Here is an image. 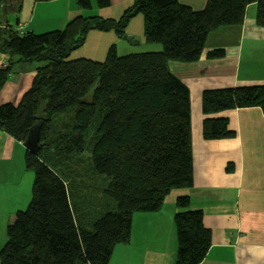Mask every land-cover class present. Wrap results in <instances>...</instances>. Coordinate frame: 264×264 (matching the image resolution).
<instances>
[{
    "label": "trees",
    "instance_id": "trees-1",
    "mask_svg": "<svg viewBox=\"0 0 264 264\" xmlns=\"http://www.w3.org/2000/svg\"><path fill=\"white\" fill-rule=\"evenodd\" d=\"M22 1L0 0V51L8 56L0 92L15 64L39 66L20 102L0 105V129L24 143L40 124L41 140L37 155L26 151L32 197L7 227L0 264H109L115 246L131 241L136 213L161 210L173 190L194 183L190 90L169 62L198 61L209 35L243 24L251 3L264 27V0H207L202 10L179 0H136L117 19L80 15L44 33H21L5 19ZM139 14L145 43L161 50L119 55L113 44L104 60L69 59L92 30L124 37ZM256 106L264 112V84L205 90L204 138L235 137L229 119L213 115ZM190 205L189 196L177 198L176 264H200L212 244L203 211Z\"/></svg>",
    "mask_w": 264,
    "mask_h": 264
},
{
    "label": "crops",
    "instance_id": "crops-1",
    "mask_svg": "<svg viewBox=\"0 0 264 264\" xmlns=\"http://www.w3.org/2000/svg\"><path fill=\"white\" fill-rule=\"evenodd\" d=\"M111 1V6L100 8L91 0V8H82L78 0H23L15 9H7L5 19L21 33H44L62 29L80 15L117 19L136 0ZM179 1L202 10L207 0ZM257 10V3H251L243 24L212 32L198 61L169 62L171 71L190 90L194 183L173 190L161 210L136 213L131 241L115 246L109 264H176L174 216L177 198L183 195L189 196L191 209L203 211L204 224L212 234L211 247L200 264H264V112L256 106L217 113L213 116L229 119V128L236 136L207 140L202 109V95L207 89L264 84V27L257 24ZM128 27L124 37L98 30L89 35L99 33L104 39L105 56L113 44L118 51L121 45L127 48L123 43H129L128 53L161 50L158 44L145 43L143 20L139 39ZM219 49L224 51L223 57L208 56ZM7 61L8 56L0 51V68ZM38 66L37 62L13 66L0 92V105L21 101L34 82ZM26 151L23 142L0 129V250L7 241L8 225L31 201L34 173L26 166Z\"/></svg>",
    "mask_w": 264,
    "mask_h": 264
},
{
    "label": "rangeland",
    "instance_id": "rangeland-1",
    "mask_svg": "<svg viewBox=\"0 0 264 264\" xmlns=\"http://www.w3.org/2000/svg\"><path fill=\"white\" fill-rule=\"evenodd\" d=\"M142 20H143V16H142V14H139V15L133 17V21L131 22L130 26L128 27V29L131 27V30L136 35L137 39L141 38ZM92 34H96V35H92ZM98 34L99 33H91L90 35H88V38H87V41L85 42V44L82 47L73 50L69 59L70 60L71 59H77V58L92 59V56L100 57V59H105L106 56H105V54L103 55L104 50L102 49L103 44H104V39H102V37H99ZM143 36H144V33H143ZM112 39H114V38L112 37L110 39V41ZM123 44L127 48H124V47L122 48V45H121V47L118 49L119 55H122V54L126 55L129 52V49H131L130 48L131 46L129 45V43H123ZM139 49H141V48H139Z\"/></svg>",
    "mask_w": 264,
    "mask_h": 264
},
{
    "label": "water",
    "instance_id": "water-1",
    "mask_svg": "<svg viewBox=\"0 0 264 264\" xmlns=\"http://www.w3.org/2000/svg\"><path fill=\"white\" fill-rule=\"evenodd\" d=\"M16 23H19L18 19ZM41 127L42 126L40 124L33 126L24 142V146L35 155H37L40 150Z\"/></svg>",
    "mask_w": 264,
    "mask_h": 264
}]
</instances>
